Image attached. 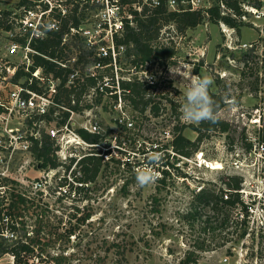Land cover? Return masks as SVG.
<instances>
[{
  "label": "rangeland",
  "instance_id": "rangeland-1",
  "mask_svg": "<svg viewBox=\"0 0 264 264\" xmlns=\"http://www.w3.org/2000/svg\"><path fill=\"white\" fill-rule=\"evenodd\" d=\"M18 1L0 0V8H15L19 14ZM214 1L198 0L194 8H206ZM254 2L240 1L246 17L242 13L234 28L207 20L182 35L172 25L165 27L161 40H172L176 46L169 63L137 66L122 53L121 63L112 68L90 67L109 79L113 71L115 81L153 78L158 84L153 94L158 114L140 113L111 95L103 94L100 102L97 94L83 98L81 103L89 102L91 107L75 111L73 117L71 113L70 125L77 131L86 122H96L101 135L96 148L108 149L110 159L97 180L82 190L77 187L79 173L60 165L48 179L47 194L19 203L17 216L23 222L19 238L30 240L42 228L34 255L23 264H181L189 252L197 256L196 264H264V65L260 64L264 18L245 9ZM180 3L191 5L188 0ZM84 25L94 29L91 19ZM10 39L9 31H0V56L21 64L20 54L6 56ZM244 42L256 44L254 51ZM192 75L212 80L210 90L224 98L216 116L229 128L208 130L197 152L186 158L175 155L170 144L176 126L195 123L181 112ZM59 112L52 125H59ZM183 132L192 139L198 135L187 125ZM75 138L64 164L70 163L71 154L82 156L92 148L78 135ZM151 153L162 156L152 160ZM142 170L157 173L156 180L139 184L137 172ZM29 173L35 177L39 170L34 166ZM228 174L243 176L241 199L253 209L242 210L238 204L202 210L200 218L190 216L196 192L203 186L225 187ZM161 177L164 184L158 181ZM64 183L68 191L58 194L56 187ZM87 212L90 217L82 220ZM0 264H14V256L3 254Z\"/></svg>",
  "mask_w": 264,
  "mask_h": 264
},
{
  "label": "trees",
  "instance_id": "trees-1",
  "mask_svg": "<svg viewBox=\"0 0 264 264\" xmlns=\"http://www.w3.org/2000/svg\"><path fill=\"white\" fill-rule=\"evenodd\" d=\"M72 3L70 11L61 15L54 13V16L59 18L58 29L47 30L42 37H33L30 45L36 50L32 53L33 62L29 70H26L22 65L17 67L11 79L14 83L21 84L36 92H43L39 81L32 77V70L35 67H42L44 74L51 75L59 79L58 91L55 95L57 104L67 107L69 109L79 111L84 108H90L91 103L85 102L82 104L84 95L93 87L97 86L100 79L104 77L103 73L90 74L86 70V66L100 63L109 68L114 66L113 58L110 55L97 54L96 45L89 47L86 39L78 31L72 32L71 27L78 29L84 25L85 19L88 15V3H82L80 0H67ZM123 3H137L139 9H135L132 5L130 11L133 14L132 20H126L123 29L120 33H115L113 36L115 48L118 51L116 63H121V54L124 53L126 58H130L131 63L141 65L145 63H169L173 61L176 54V46L172 40L164 42L161 40L162 31L168 25L177 31L178 34H185L187 30L192 29L203 23L210 21L219 24L225 23L230 27L237 26V19L243 13L240 5L241 0H215L206 8H193L191 5L184 6L178 0V6L174 8L169 5V0H160L157 5H149L143 0H121ZM260 1L255 0V4L259 5ZM17 7L27 6L28 0H19ZM17 15L15 8H0V31H10L13 29L12 19ZM238 16V17H237ZM68 34L66 40L64 36ZM16 41L25 44L26 36L17 35L14 37ZM72 54V55H71ZM75 56V61H68L69 58ZM68 61V62H67ZM62 63H66L63 65ZM78 69V74L73 82H69V75L74 70ZM112 83L115 84L114 72H111ZM122 97L129 106L140 113H145L147 110L158 114L159 107L153 103V94L157 89V82L150 83L147 80L135 78H121L119 79ZM209 95L215 101L216 111L221 108L224 103V98L216 95L214 91L208 89ZM97 101L100 102L103 98V93H97ZM112 97L117 99V94ZM176 108V103L173 105ZM59 110L61 109L58 108ZM55 109H52V112ZM69 115V111L63 110L62 118L59 123L65 122ZM48 120H56L50 116ZM58 123V124H59ZM191 127L197 131L196 139L186 136L183 132V127ZM181 126H176L171 140V148L176 153L175 155H184L191 157L199 149L201 141L209 134L208 130L219 129L227 131L229 123L219 117L216 122H201L189 123ZM78 133L85 140L92 143H99L101 135L97 132H90L84 128H78ZM262 138L264 140V127L262 131ZM54 139L48 132L44 130L40 132L39 137L32 138L31 150L35 157L41 161L43 167H57L58 165H66V170L72 167L71 172H77V179L79 190L85 189L90 184L94 183L101 172L104 165L107 163L103 156L98 154L97 148L94 146L91 152L83 154L79 159L76 157L70 158L69 164H64L59 160L55 153ZM114 158V157H113ZM112 158V159H113ZM115 160V159H114ZM159 183L164 184L165 177H161ZM244 178L237 174H228L225 176L223 183L225 187H220L218 190L208 187H201L194 195V204L189 211V215L194 218L202 216V210L212 209L219 211L224 207L232 208L238 204H242L246 208L241 199V192ZM25 201V198L19 196L14 203L17 215H21L19 211V203ZM158 201V197L154 196V202ZM90 217V213H84L82 220ZM227 220H223L225 224ZM21 223L22 220H20ZM23 228V227H22ZM38 233L35 236L29 237L30 240H22L18 238L11 242L0 238V256L5 253H10L14 256V264H23L31 258L35 253L34 244L41 241L39 236L42 228L39 226ZM36 229V230H37ZM71 235L72 232L68 231ZM243 232H246L244 230ZM27 238V234H26ZM202 247V246H200ZM197 256L194 252H189L181 260V264H196Z\"/></svg>",
  "mask_w": 264,
  "mask_h": 264
},
{
  "label": "built area",
  "instance_id": "built-area-1",
  "mask_svg": "<svg viewBox=\"0 0 264 264\" xmlns=\"http://www.w3.org/2000/svg\"><path fill=\"white\" fill-rule=\"evenodd\" d=\"M82 3H88V12L93 13L85 20L91 19L94 23V29L88 28L86 25L80 26L78 29L71 27V31H78L87 41L89 47L96 45L97 54L110 55L113 58V64L116 66V57L118 51L115 48L113 36L115 33H120L123 29L126 20H132L133 14L130 11V6L138 8L137 3H123L121 0H80ZM194 8L198 4V0H188ZM259 5H249L245 8L253 13L257 18H264V0H260ZM149 5H157L160 0H143ZM176 0H169V5L174 6ZM72 3L67 0H28L27 6H22L21 12L12 19L13 29L9 31L11 42L7 47L6 56L20 54L22 56L21 64H13L4 56H0V238L13 241L19 238L21 231L20 216H17L15 210V202L19 196L25 198L26 201L35 196L47 194L46 185L52 174L58 170L57 167H43L41 161L37 159L32 150V138L39 137L43 130L48 132L54 139L55 153L58 155L62 163L68 159L67 155L71 153L69 148L75 145V136H80L77 131L70 125L69 117H73L75 110L61 106L56 103L55 95L58 91L59 79L51 75L44 74L42 67H35L31 74L32 77L39 81L43 92H36L21 84L14 83L11 79L17 67L23 66L29 70L33 62L32 53L36 50L32 48L30 42L33 37H42L47 30L58 29L59 18L54 16V13L65 15L70 11ZM246 17V13L241 15ZM14 30V31H13ZM101 32V33H99ZM17 35H25L26 43H20L14 39ZM98 35V38H97ZM94 36V37H93ZM68 34L64 36L66 40ZM97 38L95 40L92 39ZM105 39V41H104ZM242 45L249 47L254 51L256 44L244 42ZM248 49V48H247ZM76 57L72 56L68 61H75ZM67 61V62H68ZM66 65V63H62ZM260 64L264 65V49L262 50ZM98 68L101 65L99 62L86 66V70L90 74L96 72L90 70V67ZM78 74V69H74L69 75V82H73ZM141 79V78H140ZM150 83H154L153 78L145 79ZM264 85V83H263ZM98 92L104 95L117 94L116 101H125L121 94L119 79L112 83V78L109 79L104 75L97 83L96 87L91 88L85 95V98H92ZM61 109L59 110L58 108ZM52 109H55L52 112ZM63 110L69 111V115L65 122L59 125H52L50 116L60 117V112ZM62 117V116H61ZM129 122V125H132ZM83 128L96 132L98 124L96 122L84 123ZM173 138V137H172ZM91 147H97L99 143H92L84 138ZM158 147L157 143L155 144ZM91 148V149H92ZM264 148V143L262 145ZM98 154L103 156L107 161L110 159V151H100ZM173 151V150H172ZM91 152V150H90ZM174 152V151H173ZM174 154H176L174 152ZM73 155V154H71ZM79 159L81 156H71ZM180 155V154H178ZM182 157L190 158L184 155ZM69 158V160H70ZM62 165V164H61ZM37 167L39 174L33 177L29 172ZM66 184H59L56 187L58 194L67 192ZM240 191V190H239ZM241 192V191H240ZM264 201V199H263ZM251 210L252 206H247ZM244 207H242L243 210Z\"/></svg>",
  "mask_w": 264,
  "mask_h": 264
},
{
  "label": "clouds",
  "instance_id": "clouds-1",
  "mask_svg": "<svg viewBox=\"0 0 264 264\" xmlns=\"http://www.w3.org/2000/svg\"><path fill=\"white\" fill-rule=\"evenodd\" d=\"M212 80L209 77H199L192 75L190 77V85L185 93L186 102L181 106L183 117L195 123L212 122L215 123L216 108L215 101L209 95V87ZM162 154L151 153L152 160H159ZM158 174L151 170H142L137 172V182L146 185L153 183Z\"/></svg>",
  "mask_w": 264,
  "mask_h": 264
},
{
  "label": "crops",
  "instance_id": "crops-1",
  "mask_svg": "<svg viewBox=\"0 0 264 264\" xmlns=\"http://www.w3.org/2000/svg\"><path fill=\"white\" fill-rule=\"evenodd\" d=\"M133 6V5H132ZM131 7V6H130ZM135 8V7H134ZM136 9V8H135ZM138 9V8H137Z\"/></svg>",
  "mask_w": 264,
  "mask_h": 264
}]
</instances>
